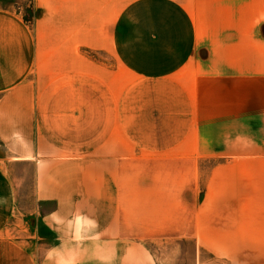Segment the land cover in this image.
Returning a JSON list of instances; mask_svg holds the SVG:
<instances>
[{
  "label": "crops",
  "instance_id": "0c3cea01",
  "mask_svg": "<svg viewBox=\"0 0 264 264\" xmlns=\"http://www.w3.org/2000/svg\"><path fill=\"white\" fill-rule=\"evenodd\" d=\"M6 1L0 264H175L183 241L198 256L211 254L213 264H264V161L250 163V179H235V186L230 179V190L213 191L220 201L236 194L242 202L239 221L226 226L213 221L225 216L213 206L217 198L207 202L208 192L196 209L195 156L205 151L195 145L197 122L209 119L201 115L241 119L245 61L253 114L264 128V0H142L172 4L189 48L170 71L143 77L156 83L177 133L162 144L152 132L154 144L138 146L126 125L131 117L117 132L115 104L100 96L96 69L84 66V16L103 8L101 1L31 0L40 12L32 27ZM244 42L252 49L238 48ZM180 122L188 123L182 140ZM19 169L32 170L31 178ZM148 241L169 246L159 257Z\"/></svg>",
  "mask_w": 264,
  "mask_h": 264
},
{
  "label": "rangeland",
  "instance_id": "374dc122",
  "mask_svg": "<svg viewBox=\"0 0 264 264\" xmlns=\"http://www.w3.org/2000/svg\"><path fill=\"white\" fill-rule=\"evenodd\" d=\"M100 1L103 8L94 11V15L85 13L84 16L85 39L82 47L84 66L96 69L94 73L100 77V96L110 99L115 104L117 132L123 131L125 127L123 119L126 115L131 117V122L126 125L131 128L133 146L154 144L155 135H152V132L153 134L157 132L159 140L166 144L168 140L170 141L167 136L177 133V130L173 129L174 123L167 120L171 113L168 107L164 108V105H161L162 100L159 99L162 98L159 96L161 92L156 89V83L143 77L170 71L184 60L182 56L189 48L188 42H181L185 38L184 27L180 25L171 3L142 0ZM4 5L14 6L16 12L30 27L33 26L35 17L40 15V12L33 8L31 0H7ZM91 18L97 19L99 26L92 27ZM92 36L97 40H92ZM203 48L206 49L204 46ZM238 48L251 50L252 43H241ZM246 65L245 61L241 119L236 123L230 119L224 121L225 118L220 117L217 112L215 115H201L209 119L197 122L195 145L205 150L195 155L197 210L204 208V197L207 192L208 202L215 189L230 190L227 182L230 179L233 182L229 183L233 186L236 184L235 179H250L252 161H264V139L260 138L263 137L264 128L260 127L259 120L255 121L252 106L253 82L250 68ZM187 125V122L179 123L177 136L180 135V140L188 133ZM130 128L128 127L129 130ZM200 134H211L212 137H199ZM18 172L21 176L31 178L32 170L19 169ZM25 189L24 201L29 203L31 187ZM235 197L239 198L236 194H229L220 201L219 196L213 195V199H218L213 203L214 208L221 210L225 216L215 218L213 221H221L226 226H233L239 221L236 205L239 206L242 202L234 201ZM147 245L155 254H159V257L166 252V246H169L165 242L152 241H148ZM180 246L175 264H201L200 262L213 264L210 262L212 255L207 251L200 252L199 256L198 251L194 254L191 241H183ZM167 250L171 253L170 249Z\"/></svg>",
  "mask_w": 264,
  "mask_h": 264
}]
</instances>
